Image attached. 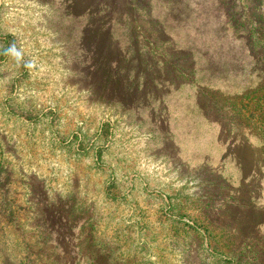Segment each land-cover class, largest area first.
Returning a JSON list of instances; mask_svg holds the SVG:
<instances>
[{
  "label": "rangeland",
  "instance_id": "1",
  "mask_svg": "<svg viewBox=\"0 0 264 264\" xmlns=\"http://www.w3.org/2000/svg\"><path fill=\"white\" fill-rule=\"evenodd\" d=\"M260 2L0 0V51L15 42L36 63L0 55V264H264V231L238 204L257 185L237 195L210 167L182 163L179 117L196 86L154 80L166 67L172 80L195 71L238 88L256 81L258 60V92L200 93L213 108H255L264 41L245 27ZM107 3L117 52L100 43Z\"/></svg>",
  "mask_w": 264,
  "mask_h": 264
},
{
  "label": "crops",
  "instance_id": "2",
  "mask_svg": "<svg viewBox=\"0 0 264 264\" xmlns=\"http://www.w3.org/2000/svg\"><path fill=\"white\" fill-rule=\"evenodd\" d=\"M250 78L256 81L243 82L238 88L204 85L197 82L196 99L191 106L193 109L188 108L184 111L183 117H179V157L190 167L207 164L210 168L219 169L226 180L233 184L237 195L244 186L253 187L256 184L257 190L249 194L250 205L238 204L240 207L254 209L259 213L256 223L258 228L264 231L263 135L260 130L251 126L252 123L249 125L247 117L242 119V110L244 115H247L246 103H238V109L230 102L217 103L216 108H213L201 102L199 92L200 89L202 91L210 89L228 101L237 98L240 100L252 90L259 89L262 74L254 69L250 73ZM184 87H181L179 92ZM234 110L238 112V119L232 118L235 115ZM253 124L257 125V123Z\"/></svg>",
  "mask_w": 264,
  "mask_h": 264
},
{
  "label": "trees",
  "instance_id": "3",
  "mask_svg": "<svg viewBox=\"0 0 264 264\" xmlns=\"http://www.w3.org/2000/svg\"><path fill=\"white\" fill-rule=\"evenodd\" d=\"M107 4H108L107 8H110L112 10V12H111L112 14H111V17H110L111 21H110V24L107 27L105 26L107 31H108V33H106V34H104L102 36L103 39H100V43H101V47L102 48H103V46H105L106 48H111L112 50L117 52V51H119L121 45H120L119 39H116L114 37L113 31H112L113 30V23L116 20L115 19L116 18L115 17L116 11L114 10V5L113 4H111V3H107ZM258 8H259V11H260V13L258 15L259 17H257V16L253 17L252 15H249V16L246 15V19L248 20V23H249L250 27L247 26V27H245V29L250 32L251 38L256 39V40L261 39L262 41H264V33H262L263 32L262 29H264V2L262 0H261L260 5H259ZM146 10L149 11L150 7L147 6ZM234 25H236V24L234 23ZM91 27H93V29H95L96 24L92 23ZM98 31L101 32L100 30H98ZM241 35L245 36L244 33H242ZM243 36H242V38H243ZM83 37H84L83 38V43H84V41H86L85 34H84ZM163 64H165V63H163ZM253 64H254V69L257 70L260 74H262L261 63L258 60H256V61L253 60ZM154 74H155L154 75V80H155V84L157 85V87H161L160 86V82H161V83L165 84L168 87H174V88L180 89L181 87H184V86H187V85H190L191 87H194V85L197 86V82H198L196 80L195 71L192 74L193 76L189 75V73H187V75L183 74L184 78L181 77L182 79H180L178 81L177 80H172V79H170L168 77L166 67H164V68L162 67V73L160 75L161 76L160 78L158 77L156 71H155ZM154 80H153V82H154ZM199 86L201 87L200 84H199ZM199 92L202 93L204 91H202L200 89ZM255 92H258V90H255ZM255 98H256V101L254 102V104H257V100L258 99L261 100L259 105L257 104V106H255V108L251 109V107H250L251 103L247 102V105L249 106V108L246 107V109H250L249 110V117L251 119H253L255 121V123H257V126H259V128L262 131H264V92L255 94ZM182 163H184V162H182ZM205 166L206 167H210L207 164H205ZM201 167H203V166H201ZM194 168L195 169H199L200 166L199 167H193L192 169H194ZM211 169H212L211 171H212L213 174H216L219 177H222L224 180H226V177L224 176L223 173L219 172V169H217V168H214V169L211 168ZM256 213H257V216L253 212V210H250V211L246 210L245 211V209H242V211H241V222L244 223V217H245L244 215L245 214H248L250 219L252 218V219L256 220L258 215H259L257 211H256ZM241 222H238V224H239V227L242 229V223ZM253 224H254L255 227L258 226L256 222L253 223ZM94 262H95V264L97 263V261H95V259L92 261V264ZM73 264H77V261H76V263H74V261H73Z\"/></svg>",
  "mask_w": 264,
  "mask_h": 264
},
{
  "label": "clouds",
  "instance_id": "4",
  "mask_svg": "<svg viewBox=\"0 0 264 264\" xmlns=\"http://www.w3.org/2000/svg\"><path fill=\"white\" fill-rule=\"evenodd\" d=\"M0 55L10 57L18 66H23L25 69L32 70L36 67V63L32 59L25 60V52L23 47H18L15 42L3 48Z\"/></svg>",
  "mask_w": 264,
  "mask_h": 264
}]
</instances>
